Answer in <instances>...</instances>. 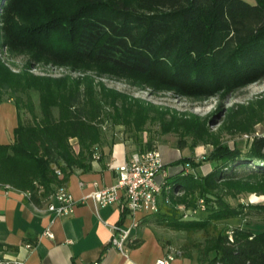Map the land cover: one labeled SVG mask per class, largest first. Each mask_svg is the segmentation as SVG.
Here are the masks:
<instances>
[{
	"label": "trees",
	"instance_id": "obj_1",
	"mask_svg": "<svg viewBox=\"0 0 264 264\" xmlns=\"http://www.w3.org/2000/svg\"><path fill=\"white\" fill-rule=\"evenodd\" d=\"M1 45L6 50H0V106L14 102L19 125L15 141L0 144V186L27 193L30 201L41 205L66 188L77 171L90 172L98 148L107 147L96 126L103 106L94 99L89 79L16 74L5 64L3 53L11 58L28 55L33 65L78 69L91 63L117 76L139 78L155 89L205 97L264 79V0H0ZM33 88L42 94V111L37 115L30 100L33 122L25 123L20 116L23 100L16 93ZM55 103L64 108L60 116L54 114ZM105 117L113 123L124 119L118 108L116 115L107 112ZM188 131L205 133L197 122ZM72 138L79 142L78 152ZM252 141L246 154L217 144L204 161L183 157L171 164L193 169L216 164L206 176L182 172L168 178L169 201L152 220L186 233L184 258L192 259L191 251L196 250L198 264H264V232L220 227L233 219L264 217V204L233 206L226 201L243 193L264 195L260 167L247 175L237 172L249 163H264V136ZM187 147L180 140L179 149ZM148 148L137 151L157 146ZM201 199L207 204L201 212L205 216L185 220L178 207L196 209ZM5 247L15 249L0 242V258Z\"/></svg>",
	"mask_w": 264,
	"mask_h": 264
},
{
	"label": "rangeland",
	"instance_id": "obj_2",
	"mask_svg": "<svg viewBox=\"0 0 264 264\" xmlns=\"http://www.w3.org/2000/svg\"><path fill=\"white\" fill-rule=\"evenodd\" d=\"M248 1L254 3V0ZM0 50L6 48L1 45ZM3 59L16 74L27 72L40 78L89 79L93 84L94 99L100 101L101 107L103 106L102 115L96 119V126L102 130L107 147L117 141H125L136 150L149 149V144L157 146L156 149L159 150V146L167 144L179 148L180 140H185L188 144L186 149L198 162L208 158L217 144L228 145L246 154L252 140L264 136V79L233 91L219 90L205 97H193L181 95L174 89H155L141 83L139 78L117 76L108 72L104 66L91 63L75 69L53 63L33 65L29 63L28 55L11 58L3 53ZM82 88L85 89L84 84ZM16 94V97L23 100L20 110L22 121L32 123L30 100L34 104L35 113L41 115L42 94L34 88L29 91L18 90ZM8 98L7 94L5 99ZM117 108L124 115L123 121L117 123L106 121V113L116 115ZM53 111L56 116H60L64 108L60 103H55ZM195 122L205 130L204 134H193L188 131L190 125ZM70 142L78 152L80 149L78 140L72 138ZM102 150L98 148L97 154ZM181 166L180 173L201 177L212 172L216 164L206 163L202 166L205 168L201 167L202 170L193 169L189 164H181ZM246 166V169L239 168L237 172L240 175H247L250 170L255 171L259 167L264 172V163H249ZM226 201L233 206H238L240 203L258 205L264 204V195L243 193L238 199L226 198ZM201 214L196 217L202 219L205 214ZM235 226H244L256 233H262L264 217L233 219L220 224L221 228L229 230ZM159 232L166 245L176 249L179 256L183 257L186 254L185 244L189 243L186 233L162 227L159 228ZM194 239L201 240L200 236H195ZM191 255L197 262L199 253L192 250Z\"/></svg>",
	"mask_w": 264,
	"mask_h": 264
},
{
	"label": "crops",
	"instance_id": "obj_3",
	"mask_svg": "<svg viewBox=\"0 0 264 264\" xmlns=\"http://www.w3.org/2000/svg\"><path fill=\"white\" fill-rule=\"evenodd\" d=\"M18 125L17 106L6 101L0 106L1 145L15 141ZM136 151L127 142L117 141L96 155L90 172L73 174L66 186L76 203L70 216L58 218L49 211L48 203L37 205L29 200L27 193L0 186V242L15 248L5 247L1 255L22 264H157L172 247L161 236V227L153 223L155 215L131 214L124 192L121 202L112 207L99 208L91 198L96 191L118 183L117 169L129 163ZM159 151L169 178L178 175L182 168L181 164H171L192 157L188 149L181 151L169 144L159 146ZM167 195L164 192L159 197L161 212ZM135 221H138L136 227ZM115 227L131 229L134 244L127 252L111 245ZM47 229H51L52 238L44 236ZM173 264L198 262L178 255Z\"/></svg>",
	"mask_w": 264,
	"mask_h": 264
},
{
	"label": "built area",
	"instance_id": "obj_4",
	"mask_svg": "<svg viewBox=\"0 0 264 264\" xmlns=\"http://www.w3.org/2000/svg\"><path fill=\"white\" fill-rule=\"evenodd\" d=\"M119 173L118 183L112 187L96 191L92 200L99 208L112 207L121 202V192L126 198V207L135 215L144 213L155 215L160 212L159 197L171 191L168 185L169 174L166 164L162 161L159 150H148L145 152L136 151L132 154L129 163L117 169ZM60 174V172H58ZM160 178V179H159ZM10 189V187H7ZM181 196L182 193H177ZM29 196V194H27ZM169 199L166 198L165 202ZM75 200L66 188H60L48 202L49 211L56 217L70 216L75 209ZM185 220L195 218L199 213L207 210L204 200L198 202V208L188 210L185 206H179ZM134 226H138L135 221ZM44 236L52 238L51 229H47ZM134 244L131 238V229H120L115 227L111 245L121 252H127L128 247ZM179 252L174 248H169L167 255L157 261V264H173ZM0 264H22L19 260L9 259L5 256L0 258Z\"/></svg>",
	"mask_w": 264,
	"mask_h": 264
}]
</instances>
